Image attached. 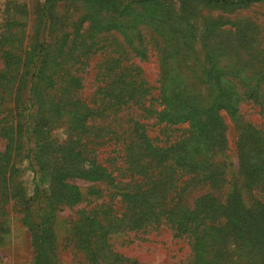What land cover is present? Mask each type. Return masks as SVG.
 I'll list each match as a JSON object with an SVG mask.
<instances>
[{
    "label": "rangeland",
    "instance_id": "374dc122",
    "mask_svg": "<svg viewBox=\"0 0 264 264\" xmlns=\"http://www.w3.org/2000/svg\"><path fill=\"white\" fill-rule=\"evenodd\" d=\"M117 77L148 82L152 96L238 98L221 110L229 144L218 159L227 183L213 195L227 200L242 131L255 127L264 139V2L0 0V264H37L44 252L54 264H192L189 238H174L161 221L145 234L111 226L113 210L126 208L116 194L132 180L114 118L97 111ZM164 82L170 86L161 88ZM33 84L46 102L40 114L50 144L42 181L32 161L36 139L26 131L38 113ZM61 98L96 111L85 129L68 123L74 107L56 111ZM152 131L161 133L158 126ZM207 189L192 186L182 198L192 206ZM242 192L249 209L264 203V192ZM46 227L50 249L41 239ZM246 239L252 242L251 233ZM258 241L231 246L228 264H264Z\"/></svg>",
    "mask_w": 264,
    "mask_h": 264
},
{
    "label": "trees",
    "instance_id": "16d2710c",
    "mask_svg": "<svg viewBox=\"0 0 264 264\" xmlns=\"http://www.w3.org/2000/svg\"><path fill=\"white\" fill-rule=\"evenodd\" d=\"M132 1L146 5L155 0ZM216 1L223 5L264 2ZM117 78L108 86L111 96L104 97L97 108L100 114L109 111L114 118L117 129L114 130L115 140L125 146L122 157L132 176L131 182L124 188L120 187L125 194H116V197H122L118 203L126 205L121 212L120 209L113 210L111 226L116 233L145 234L154 227L158 228L161 224L154 225L161 221L174 238H189L192 264H228L227 250L231 246H246L240 242L242 240L250 241L252 247H255L256 241L257 245L260 243L259 239L264 242V203L256 201L258 207L249 209L241 196L243 189L264 192V139L257 135L260 132L257 128L250 126L242 131L237 142L239 168L227 200H218L213 195V192L225 190L227 183L225 164L218 159L229 144L221 110L233 108L238 98L166 93L152 96L153 88L148 82L138 78ZM169 84L164 82L161 88H167ZM101 89L107 90L104 87ZM31 93L32 101L38 103V113L33 115L36 116L34 126L29 124L26 131L36 139L32 161L39 168L37 175L42 181L46 177L45 168L49 165L44 158L50 145L44 130L46 117L40 114L42 102H46L37 84H33ZM55 105L56 111L63 110L65 106L74 107L77 112L68 123L81 129L86 128L88 118L96 113L80 100L78 106L84 107V111L75 104L72 106L71 102L64 103L63 98ZM136 111L142 116L135 115ZM153 119L155 122L151 123ZM123 125H128V129L124 130ZM157 126L161 133L153 136L152 128ZM119 184L122 186L121 182ZM195 185L207 186L208 193L198 197L192 206H187L182 196ZM37 188L39 196L42 190L39 185ZM49 199H53V194ZM249 233L253 243L251 239H246ZM52 238L53 232L47 227L43 229L41 239L44 248H53ZM49 255L42 253L37 264H54V257ZM116 255L117 261H120V255ZM259 255L264 257V247Z\"/></svg>",
    "mask_w": 264,
    "mask_h": 264
}]
</instances>
